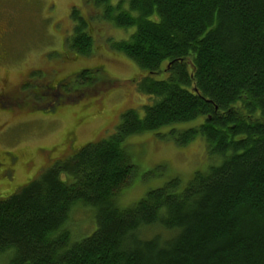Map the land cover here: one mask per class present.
<instances>
[{
	"label": "trees",
	"instance_id": "16d2710c",
	"mask_svg": "<svg viewBox=\"0 0 264 264\" xmlns=\"http://www.w3.org/2000/svg\"><path fill=\"white\" fill-rule=\"evenodd\" d=\"M90 1L102 8L91 18L134 28L109 46L145 72L137 90L148 99L0 197L3 264H264V0ZM70 17L67 49L88 55V20L75 8ZM166 127L178 145L202 138L210 164L119 208L133 170L123 142ZM81 205L95 229L76 240ZM152 227L169 234L149 237Z\"/></svg>",
	"mask_w": 264,
	"mask_h": 264
},
{
	"label": "rangeland",
	"instance_id": "374dc122",
	"mask_svg": "<svg viewBox=\"0 0 264 264\" xmlns=\"http://www.w3.org/2000/svg\"><path fill=\"white\" fill-rule=\"evenodd\" d=\"M83 1L0 0V62L4 68L15 71L14 75L4 73L0 65V92L11 90L16 73L22 75L32 67V115L0 113V157L9 150L20 158L17 176L0 178V197L14 193L74 149L108 137L119 125L121 114L127 109L139 110L141 114L140 106L148 99L137 90L138 79L145 72L128 56L109 46L111 40L127 38L134 28L119 29L107 21L94 19L102 18V8L95 9ZM124 1L127 5V0ZM73 8L88 20V33L92 37L88 55L67 49L66 37L74 24L70 17ZM81 69L85 73L78 77ZM54 98L59 101L48 110L39 107ZM198 121L201 120L178 127L185 128ZM166 131L167 127L131 135L123 142L133 170L124 190L118 194L119 208L132 206L148 190L161 187L174 177L179 179L181 188L196 170L207 169L211 160L202 138L178 145ZM43 148L49 152L42 151ZM81 207L85 209L73 211L69 221L76 240L95 229L93 210ZM157 232L169 234L157 227L144 233L150 237ZM3 261L0 258V264Z\"/></svg>",
	"mask_w": 264,
	"mask_h": 264
},
{
	"label": "flooded vegetation",
	"instance_id": "af4514ba",
	"mask_svg": "<svg viewBox=\"0 0 264 264\" xmlns=\"http://www.w3.org/2000/svg\"><path fill=\"white\" fill-rule=\"evenodd\" d=\"M0 65L3 67L1 62ZM6 72L10 75L15 74V71L8 67L4 68V73ZM19 73L20 72L16 73L17 78L13 88L9 91L3 89L0 92V113H5L3 115L8 116V114H24L23 116L25 117L32 115V67H29L27 71H23L22 75ZM2 81L4 82V80ZM58 101L59 100L57 98L52 100L49 99V103L39 105V107L48 110L50 106ZM7 124H9V120ZM71 147L72 145L70 148ZM42 151L49 152V150L45 148H43ZM19 159L20 158L17 154L11 153L9 150H5L4 157H0V178H4L5 180L15 178L20 167Z\"/></svg>",
	"mask_w": 264,
	"mask_h": 264
}]
</instances>
